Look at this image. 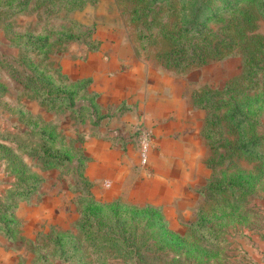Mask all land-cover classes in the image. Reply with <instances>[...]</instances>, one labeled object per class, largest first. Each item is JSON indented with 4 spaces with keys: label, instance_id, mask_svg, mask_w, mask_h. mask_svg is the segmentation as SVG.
Wrapping results in <instances>:
<instances>
[{
    "label": "rangeland",
    "instance_id": "1",
    "mask_svg": "<svg viewBox=\"0 0 264 264\" xmlns=\"http://www.w3.org/2000/svg\"><path fill=\"white\" fill-rule=\"evenodd\" d=\"M206 1L202 17L214 15L194 34L182 32L181 0H0V204L16 203L0 264L131 263L83 236L94 206L135 226L136 243L155 250L143 264H264V20L252 0ZM234 103L262 158L239 149ZM144 107L167 110L156 134ZM43 133L65 162L24 148ZM30 177L26 197L8 194ZM144 208L179 247L158 248L152 221L131 218ZM89 216L92 235L113 223Z\"/></svg>",
    "mask_w": 264,
    "mask_h": 264
},
{
    "label": "trees",
    "instance_id": "2",
    "mask_svg": "<svg viewBox=\"0 0 264 264\" xmlns=\"http://www.w3.org/2000/svg\"><path fill=\"white\" fill-rule=\"evenodd\" d=\"M146 1V0H145ZM150 3L154 2H164L165 0H148ZM183 3L182 6V13H181V18H182V32L184 33H194L198 34L203 30L205 22L210 19L214 13L210 16H203L204 13V8H206L205 3L207 2L206 0H181ZM241 0H219L220 3H217L215 7L221 8V9H228L234 6V4L240 2ZM257 13L259 16L264 20V0H252ZM214 7V8H215ZM216 9V8H215ZM32 39V38H31ZM37 42V43H36ZM31 45L30 50L37 49V48H43L45 45V42L42 40V42L39 41H34L31 40L29 42ZM71 95V92L67 94V98L69 99ZM48 100H64L63 96H54L52 98H47ZM227 119L231 123L232 127L234 130L237 132L238 137H239V149L247 155H254L258 158H262V154L257 152V150H253L252 148L248 147V143H254L252 142V139L250 140H245L242 132V127L241 124L244 121V114L240 109V105L237 103L232 104L227 112H226ZM45 134V138L43 141L39 142L36 144V146L27 144L23 142L25 149L28 151H31L35 153L36 158L42 161L43 164H60L63 163L67 160V157L65 154L61 155L57 151H52L49 146L46 145V142L51 141V136L47 133ZM18 142V141H16ZM18 180H23V177L19 178ZM37 187V181L34 180L33 178H25L24 182L17 186L14 191H10L8 194L9 195H14L18 200L23 199L26 197L29 193H31L35 188ZM8 195V197H9ZM11 198V197H10ZM10 198L7 199L6 201L2 202L0 204V212L2 211L3 213H7L6 216L10 218V223L8 219L1 220L0 219V230L6 231L8 227L10 226L12 222V216L13 210L16 207V203L9 202ZM101 209L99 207H91L89 210V214L93 217V222L96 226H99L102 224L104 221L103 219L107 220L106 222H109L111 218H102L101 214ZM87 212L84 214V222L80 224V230L84 235H90L89 237V243L93 246L94 251L97 252L98 254H110L114 252L115 254H119L120 252H123V254H127L129 256H133L135 259H132L131 263L123 261V264H143V259L146 256V252L149 251L150 253H153L155 250L153 249L150 251L148 248V245H145V242H142L141 244H137L134 236V231H135V226L134 225H129L125 226L123 222L120 221V219L114 218L111 219L113 220V223L111 225H107V230L106 232L100 231L98 228H96V232L94 235H92L90 232H88V229H90V223L86 221V219L89 216ZM131 218L136 219L139 216H146L148 217L151 221L153 226L156 228V231H154L158 235V241H162L163 245H159L158 248H161L162 246H169L165 243L171 242L175 248L180 246V243L176 241L175 236H171L170 233L166 232V228L164 223L160 222V218L157 216V213L154 212V210H150L148 208H144L143 210H134L130 212ZM199 219L203 220L204 217L200 216ZM89 223V224H88ZM93 226V225H92ZM94 227V226H93ZM196 228L199 232H201V237L205 238L206 232L209 234V230L205 228L200 221L196 225ZM127 233V234H126ZM207 237V236H206ZM104 240L107 243H109L111 248L109 250H105V247L103 245H100L98 240ZM60 240L58 239L57 245L58 248L60 249ZM121 242V247L118 246V242ZM145 245V248L143 246ZM173 246V247H174ZM123 248V249H122ZM61 253L65 252L63 249L60 250ZM105 251V253H104ZM106 262H102V264H105Z\"/></svg>",
    "mask_w": 264,
    "mask_h": 264
},
{
    "label": "crops",
    "instance_id": "3",
    "mask_svg": "<svg viewBox=\"0 0 264 264\" xmlns=\"http://www.w3.org/2000/svg\"><path fill=\"white\" fill-rule=\"evenodd\" d=\"M106 106H108V105H102V107H106ZM148 106V105H147ZM101 107V106H100ZM99 107V108H100ZM149 107V106H148ZM143 115H148L149 116V118L148 119H152L154 122H152V123H149V126H150V128L152 129V131L156 134L157 133V131H158V129H157V126H154L155 125V123H157V121H158V117H160V115H161V113L163 112H167V110L166 109H164V108H156V109H154L153 111H147V108L146 107H144V110H143Z\"/></svg>",
    "mask_w": 264,
    "mask_h": 264
}]
</instances>
